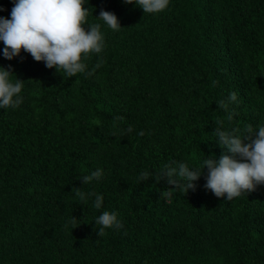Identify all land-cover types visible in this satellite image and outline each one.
I'll return each instance as SVG.
<instances>
[{"label":"trees","instance_id":"obj_1","mask_svg":"<svg viewBox=\"0 0 264 264\" xmlns=\"http://www.w3.org/2000/svg\"><path fill=\"white\" fill-rule=\"evenodd\" d=\"M100 1L85 4L105 40L99 55L87 54L88 71L100 63L93 75L57 73L23 49L15 57L21 72L11 80L24 82L23 102L0 109V196L16 212L4 218L0 255L15 244L32 251L21 241L38 223V248L54 251L49 264H107L112 253L109 264H264V184L228 201L204 187L206 168L195 190L171 197L165 179L138 181L174 161L218 160L226 149L217 127L243 134L264 125V0H170L147 16L124 0ZM101 10L122 28L98 20ZM233 92L229 121L217 103ZM97 169L103 177L84 185ZM73 188L102 195V207ZM103 211L117 213L123 228L100 237Z\"/></svg>","mask_w":264,"mask_h":264},{"label":"clouds","instance_id":"obj_2","mask_svg":"<svg viewBox=\"0 0 264 264\" xmlns=\"http://www.w3.org/2000/svg\"><path fill=\"white\" fill-rule=\"evenodd\" d=\"M14 7L11 10V19L0 17V42H3V58L12 60L21 55L23 49L29 53L36 62H43L48 69L62 71L67 76L87 73L93 75L95 68L88 71L85 61L89 53L99 55L105 48V40L99 23L89 24L86 16L92 14L84 7L87 0H12ZM126 4H135L145 13L158 14L166 10L170 0H124ZM4 11L0 8V12ZM98 20H101L111 30L119 31L122 27L117 16L109 11L101 10ZM87 25V29L84 27ZM83 57V59H82ZM11 70L0 67V109L17 108L23 102L20 95L24 82L16 79ZM16 77V76H15ZM218 83L213 81V86ZM237 101L236 93H230L226 100H220L217 105L224 110L227 119L231 121L235 115L230 110V104ZM117 119H123L117 117ZM129 126L126 133H131ZM219 147L226 149L218 160L205 157L201 167H192L185 162H172L164 165L163 169L154 177L148 172H141L138 181L145 182L150 178L159 182L165 179L172 186L164 191V195L171 197L177 190L185 194L195 190L194 181H198L207 169L204 187L210 190L217 198L228 201L256 191L264 184V125L253 128L247 125L243 134L240 130H222L215 128L213 132ZM143 136L144 133L140 132ZM102 169L92 171L83 176L84 185L99 181L103 177ZM72 192L86 203L87 198L94 196V207L100 209L104 197L84 189L73 188ZM83 205V203H82ZM71 222L78 221L72 217ZM100 226L96 231L102 237L105 229H121L122 221L115 212L103 211L95 221Z\"/></svg>","mask_w":264,"mask_h":264},{"label":"rangeland","instance_id":"obj_3","mask_svg":"<svg viewBox=\"0 0 264 264\" xmlns=\"http://www.w3.org/2000/svg\"><path fill=\"white\" fill-rule=\"evenodd\" d=\"M100 1V0H98ZM111 1H114V3L120 4L122 0H102L100 1L101 4H108ZM115 4V5H117ZM14 7V4L12 3V0H0V8H3L4 11L0 12V17H4L7 19H11V10ZM84 7H86L84 5ZM123 11V10H122ZM125 12V11H124ZM130 15L128 16L130 20H134L136 15L133 14L132 11L129 10L128 12ZM149 15L146 13V16ZM120 18V17H118ZM126 20V19H124ZM120 26L123 25V22H121V19H119ZM11 70L13 74L16 76H13L14 78H17L19 73L21 72V67L17 63L16 58H13L11 60ZM159 75V74H155ZM0 207L2 208V212L0 211V239L3 233V221L4 218L14 214L16 212L15 210V204L13 201H11L6 196L1 195L0 196ZM39 227L38 223H34L31 227L30 233L28 234V237L25 239H22V243H28L32 242L33 245H31L32 251H19V244L12 245L8 249H6V252H3L0 255V264H5V261L10 260L17 263H24V264H49L50 259L53 256V252L51 251L49 246L38 248V245L41 244V237H38ZM60 244H62V240L59 241V243L56 244V248L60 247ZM38 251V252H34ZM114 253H112L108 260L107 264H109L112 260ZM79 262V261H77Z\"/></svg>","mask_w":264,"mask_h":264}]
</instances>
